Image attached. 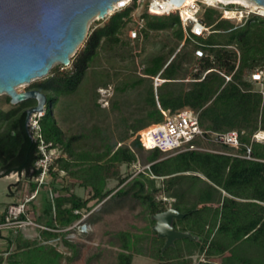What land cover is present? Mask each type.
Returning <instances> with one entry per match:
<instances>
[{
	"label": "trees",
	"instance_id": "1",
	"mask_svg": "<svg viewBox=\"0 0 264 264\" xmlns=\"http://www.w3.org/2000/svg\"><path fill=\"white\" fill-rule=\"evenodd\" d=\"M144 6L147 8V1ZM134 10L133 1L112 14L86 35L81 48L71 57L69 68L56 66L44 80L31 84L30 89L44 93L47 98V108L39 121L41 136L62 152L50 167L49 175L54 184L50 191L44 192L42 209L40 205L46 221L42 222L33 213V219L45 225V229L40 230L41 235L47 240L61 237L74 257L78 249L61 230L82 218V214L75 211H90L91 201H96V205L104 202L100 209L104 211L111 203L131 197L149 215L152 227L155 214L168 209L183 214L181 220H174L173 227L176 231L188 232L195 239L177 240L163 250L165 240L158 238L152 227L149 233L138 236L119 232L116 235L121 252L117 255V264H131L135 256L150 258L158 264H195V256L205 259L197 264H264V144L251 142L256 132H264V95L255 91L247 78L255 69L264 70V18L254 15L235 26L221 19L216 10L208 8L204 18H200L207 31L199 36L190 33L187 37L176 13L152 16L145 10L141 15L144 28L140 30L145 35L149 31L172 30L177 41L183 42L182 48L192 45L194 51L203 49L206 56L196 59V72L187 89L175 84L183 64L191 60V54L181 50L169 63L164 55L150 58L143 70L145 77L122 89H135L143 80L151 82L144 97L145 115L134 120L131 128L134 134L151 126L149 120L153 124L161 123L163 111L174 113L188 108L198 113L204 130L243 131L240 142L250 146L254 160L201 151L162 158L161 152L148 151V168L124 185L127 178L120 179V168L136 162V150L144 151L139 135L129 146L91 152L79 144L81 136L64 137L57 126L54 105L61 97L76 93L100 48H113L122 42L121 34L131 23ZM227 76L231 77L230 81L226 80ZM156 78L160 84L155 92L152 82ZM4 99L9 108L0 106V178L23 175L29 181L28 197L37 190L34 179L39 171L35 164L41 157L38 144L32 140L26 126V111L35 106V102L13 106L8 96ZM196 144L246 155L244 147L234 150L200 141ZM117 179H120V188L108 190L107 182ZM76 187L90 189L91 196L81 198L74 192ZM157 195L162 198L158 200ZM18 219L26 217L22 214ZM5 222L6 214L2 213L0 224ZM8 241L14 247L13 252L6 257L0 253V264L8 257H14L12 264H63L65 259H71L55 248L39 245L36 240L23 239L19 233Z\"/></svg>",
	"mask_w": 264,
	"mask_h": 264
},
{
	"label": "rangeland",
	"instance_id": "2",
	"mask_svg": "<svg viewBox=\"0 0 264 264\" xmlns=\"http://www.w3.org/2000/svg\"><path fill=\"white\" fill-rule=\"evenodd\" d=\"M191 1L181 0L178 5L183 4L187 7ZM223 1L229 4L198 0V17L204 18L206 9L212 8L218 12L221 19L227 20L235 26L244 23L246 19L254 15L264 18V13L252 6L254 2L249 0ZM145 10L144 6L132 12V21L121 34L122 42L113 48H100L76 93L61 97L53 107L55 122L64 137L81 136L79 144L84 150L97 152L106 147L116 149L120 145L129 146L131 141L139 135V133L134 134L131 128L134 120L145 115L143 98L148 94L151 82L143 80L137 88L127 87L123 91L124 86L140 80L148 60L152 57L164 55L167 58L175 56L180 50L191 55L194 52L192 45L182 48V43L177 41L172 30L149 31L147 35L140 31L137 38L132 39L131 32L137 26L134 16L137 18ZM152 10L155 13L163 12L153 8ZM227 11L230 15L227 14ZM112 14L111 12L104 19L93 18L88 23L87 35L91 34L97 25L103 24ZM196 61L194 56H191L190 62L184 63L185 66L180 74L181 80H188L196 72V68H194ZM56 66L59 65H54V67ZM45 78L34 79L31 83L17 86L16 90L18 92L33 90L30 89L31 84L41 82ZM180 84L178 83V85ZM188 84L187 82L182 83L184 86ZM6 96L5 94L0 95V106L4 109L9 108L5 105L4 98ZM57 150V154L60 156L62 152L60 149ZM136 156L137 160L133 165L120 168V179L127 178L124 185L149 166L150 152L136 150ZM168 157L170 156L163 155L162 158ZM64 175L62 173L61 177L63 178ZM120 179L109 180L106 188L118 190ZM59 181L61 180L59 179ZM46 183L48 188H40L38 200H34V204H32L34 201H31L26 205L24 215L33 223L32 225L24 226L14 223L13 220H8L4 223L6 225L2 224L4 226L0 227V253L5 257L14 249L12 245H9L8 240H13L19 233L23 239L36 240L39 245L55 248L57 252L71 258L70 260L65 259L63 264H117V255L121 250L116 234L127 232L138 236L149 233V229L152 227L149 215L140 203L131 197L124 198L115 204L111 203L104 211H100L104 202L96 205V201H91L88 205L91 208L90 211L82 210L80 212L82 218L79 221L67 229L61 230L62 233H66V239L78 249L77 255L72 257V251L62 242L61 237L45 239L40 233L45 225L33 219L35 212L42 222L46 221L45 218H42L40 205L42 209L45 202L44 192L50 191L54 184L53 178L49 177ZM28 190L29 181L24 179L23 175L11 174L0 178V214L5 213L7 216L10 206L19 205L27 198ZM74 192L84 199L89 198L92 194L90 189L79 187H76ZM156 198L159 200L162 197L157 195ZM33 206L36 207V210L33 209ZM12 261H14V257H8L4 264H12ZM131 264L158 263L150 258L135 256Z\"/></svg>",
	"mask_w": 264,
	"mask_h": 264
},
{
	"label": "water",
	"instance_id": "3",
	"mask_svg": "<svg viewBox=\"0 0 264 264\" xmlns=\"http://www.w3.org/2000/svg\"><path fill=\"white\" fill-rule=\"evenodd\" d=\"M118 1L0 0V95H7L13 106L35 102L26 111V125L33 114L45 111L47 98L37 90L17 92L16 87L47 77L56 64L70 67L88 23L96 17L104 19ZM249 1L264 7V0ZM183 217L174 209L152 216V231L165 240L163 250L177 240L195 239L174 229V220Z\"/></svg>",
	"mask_w": 264,
	"mask_h": 264
},
{
	"label": "built area",
	"instance_id": "4",
	"mask_svg": "<svg viewBox=\"0 0 264 264\" xmlns=\"http://www.w3.org/2000/svg\"><path fill=\"white\" fill-rule=\"evenodd\" d=\"M133 1L136 11L140 8H143L145 2L147 1L146 13L152 16H166L172 13H176L181 20V26L187 37H190V33L199 36L202 35L203 32L207 31V29L202 25L200 18L198 17V0H192L188 8L189 13L185 11V6L183 4L178 5L181 0H172V7L162 14H155V12L152 10V6L154 3H165V1L168 0H120L113 4L114 9L112 13L114 14L125 9ZM141 15L142 14H139L137 18L134 16V21L137 22V26L134 27V30L131 32L132 39H136L138 36V32H140V30L144 28L145 22ZM205 56L206 54L203 49H196L194 51V57L196 59H200ZM226 80L230 81L231 77L227 76ZM248 81L255 87V91L260 93L262 96L264 95L263 69H255L253 72H251L248 76ZM159 82V79L156 78L155 84L157 85L159 84ZM162 114L163 121L161 123L153 124L139 133V142L144 151H159L162 154L168 155L170 157L185 152L201 151L212 154L227 155L254 160L250 155V146L243 145L240 142V137L244 134L243 131L231 130L225 133H216L204 130L199 124L198 113L188 108L179 110L174 113H171L170 111H163ZM43 115L44 111L41 113L33 114L30 117L28 124L26 125L32 140L37 142L38 150L41 155L40 159L35 164L36 169L39 171L38 176L34 179V182L37 183V190L30 196H28L19 205H12L9 207L6 216V222H8V220H13L14 223H18L24 226L33 224L29 219L18 220V217L22 214H25L26 205L34 200L38 190L43 185L47 184L46 180L50 177V167L59 157L57 154V148L52 147L51 143H46L41 136L39 121ZM197 141L218 146H225L234 150H238L241 147H244L246 149V155L241 156L237 153H225L218 149L207 148L202 145L196 144ZM251 142L264 144V132H256L252 136ZM75 213L80 214V212L78 211H75ZM83 217L85 218L86 216ZM4 225L1 224L0 227ZM42 229L45 228L43 227ZM194 259L197 260V262H205V259L202 256L199 258L195 257ZM197 262H195V264H197Z\"/></svg>",
	"mask_w": 264,
	"mask_h": 264
},
{
	"label": "bare ground",
	"instance_id": "5",
	"mask_svg": "<svg viewBox=\"0 0 264 264\" xmlns=\"http://www.w3.org/2000/svg\"><path fill=\"white\" fill-rule=\"evenodd\" d=\"M128 1H130V0H128ZM211 1H212L213 3L229 4V3H225L223 0H211ZM158 2H160V1H158ZM191 2H192V1H191ZM191 2H190V4H191ZM190 4H189L187 7H185V11H187L188 13H189L188 8H189ZM247 4H248V3H247ZM172 5H173V1H172V0H168V1H165V3H154L153 6H152V8H153V9H156V10H158V11L166 12V11H168V10L172 7ZM252 6H253L255 9H260L261 12L264 13V7L259 6V5H257L256 3H253ZM247 7H248V6H247ZM113 9H114V8L112 7V9L108 10L107 15H108V14H111V12L113 11ZM227 14L230 15V13H229L228 11H227ZM16 91H17V90H16ZM17 92H18V91H17Z\"/></svg>",
	"mask_w": 264,
	"mask_h": 264
},
{
	"label": "crops",
	"instance_id": "6",
	"mask_svg": "<svg viewBox=\"0 0 264 264\" xmlns=\"http://www.w3.org/2000/svg\"><path fill=\"white\" fill-rule=\"evenodd\" d=\"M182 43V46H183V42H181ZM191 56H194V52L192 53V55ZM174 57L175 56H168L167 57V63H169V62H171L173 59H174ZM195 58V57H194ZM196 59V58H195ZM185 66V64H183V67ZM194 68H196V67H194ZM180 74H181V72L179 73V75H178V80H176L175 81V84L176 85H178V83H181L180 85H178L179 87H181V86H183V87H185L186 89L188 88V85H182V83H185V82H187V83H191L192 81H193V79H192V75H191V77L188 79V80H181L180 79ZM142 77H145V76H142ZM162 82V81H161ZM160 84V83H159ZM159 84H155V79H154V81H153V86H154V90H155V92L157 91V87L159 86ZM143 107H144V110H146V108H147V105L145 104V100H144V98H143ZM185 109V108H184ZM182 110V109H181ZM148 123H151V125H153V123H152V121L151 120H149V121H147Z\"/></svg>",
	"mask_w": 264,
	"mask_h": 264
}]
</instances>
